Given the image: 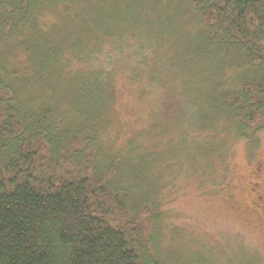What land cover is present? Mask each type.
<instances>
[{
	"label": "trees",
	"instance_id": "16d2710c",
	"mask_svg": "<svg viewBox=\"0 0 264 264\" xmlns=\"http://www.w3.org/2000/svg\"><path fill=\"white\" fill-rule=\"evenodd\" d=\"M46 17L51 26L61 18L80 19L86 28L78 43L68 28L64 46H55L37 23ZM155 23L157 36L142 42L136 29ZM164 48L188 99L180 121L197 132L207 151V161L189 174L215 176L218 167L221 178L214 181L225 183L234 135L247 141L264 126V0H0V264H159L143 254L148 226L155 229L158 215L149 202L163 167L169 170L165 160L183 166L161 141L166 133L150 127L155 140L128 143L126 166L130 161L127 168L140 181L149 173L147 190L133 183L116 187L108 175H119L123 166L98 173L97 152L88 143L94 122H104L115 106L117 79H138L149 90L166 85L147 61ZM235 49L246 51L255 73L232 88L226 52L235 56ZM103 50L105 63L98 62ZM108 57L114 64L105 65ZM115 68L126 77L116 78ZM35 85L58 101L42 103L36 120L37 113L28 114L42 101ZM56 103L84 120L62 139L65 130L50 121ZM28 120L34 123L26 128ZM63 143L66 158L78 152L80 165L52 161L51 145L60 149ZM131 188L145 193L142 202L131 200ZM234 252L231 264H256L238 248ZM166 258L163 264H175Z\"/></svg>",
	"mask_w": 264,
	"mask_h": 264
},
{
	"label": "rangeland",
	"instance_id": "374dc122",
	"mask_svg": "<svg viewBox=\"0 0 264 264\" xmlns=\"http://www.w3.org/2000/svg\"><path fill=\"white\" fill-rule=\"evenodd\" d=\"M94 18L91 20L95 25L98 21L95 23ZM49 22H54L51 17H46L45 21L37 23L44 31L47 30L48 38L59 47L64 46L62 37L67 34L68 28L74 32L72 38L76 40V43L86 28L83 20L80 19L70 21L61 18L52 26ZM156 30L155 23L152 28H140L136 29V32L141 36V41L146 42L157 36ZM67 39L66 36L65 40ZM243 52L246 51L240 52L235 49V56H232L231 52H226L227 62L230 63L228 73L235 75L234 81L230 82L232 78H229L232 88L239 86V78L255 73L246 61V55ZM103 54H106L104 50L98 62H104ZM171 57L172 55L164 48V50H158V53L147 60L151 65L158 67L159 78L166 82L162 90L157 87L149 90V87L143 85L140 80L134 81L130 77L127 80L125 78L116 80L114 85L115 106L113 110L105 112L104 122L100 124L94 122V138L89 136L88 148L90 150L94 148L97 152L96 170L101 173L107 169L116 170L118 166H123L124 170L121 169L119 173L121 176L111 173L108 175L109 180L115 181L114 184L118 188H123L124 184L133 183L147 190L150 187L148 184L152 181L149 173L145 171L140 181L134 171L132 173L131 168H127L130 161H127L126 166L128 143L132 138L145 145L155 140L154 131L150 127H154L156 132L163 131L166 134L161 136L163 137L161 141L169 145L170 151L176 155L175 160L183 166L177 169V166L173 164L174 161L165 160L169 170L165 171L163 167L161 180L156 183L157 192L153 193L151 202H149L158 211V215L152 219V221L156 220L155 229L152 224L148 226L149 247L143 248L144 257L150 256L154 262L158 261L159 264H163L162 259L166 255V260L174 261L175 264H231L230 258L238 248L239 252H245L248 256L254 257L256 264H264V220L253 211L249 204L250 186L248 185V181L252 180L250 172L259 163L264 176V126H261L255 134L251 133L247 141L234 135L235 146L231 150L229 169L224 172L225 183L221 182L216 185L214 181V177L218 180L221 178L222 172L217 170L218 167L213 171L216 172L215 176L206 177L202 174L197 178L198 173L196 175L193 173L191 176L189 173L196 165L198 167L207 161L205 160L207 151L202 141L196 137L197 132L193 130L191 132L189 124L186 121H180L187 112L188 99L179 70L169 67ZM108 58L110 61L107 59L105 65L114 64L115 58ZM19 59L21 60V57ZM75 61L80 63L81 60ZM75 61L71 63L72 67L78 66ZM263 63L261 64L264 65ZM127 64L128 62H125L126 66ZM115 69L116 78L126 77L120 75L117 68ZM128 80L134 82L131 83ZM13 83L21 84L22 81L15 79ZM15 86L18 87V85ZM35 86L33 93L41 94L42 101H35L34 103L38 105L28 114L37 113L36 120L44 108L42 103L49 102V100L54 102L55 99L42 95L43 89L38 85ZM18 89L19 92L21 88ZM26 89L31 90V87ZM126 90L130 93H126ZM11 94L17 95V93ZM12 95H4V97L12 99L14 98ZM33 97L36 98V95ZM52 106L55 108H53V118L50 121L55 122L58 127L60 125V130L61 127L65 130L60 133L61 139L69 131L78 130L77 127L83 124L82 118L74 119L66 108L58 107L57 103ZM27 123L26 128L30 127L34 121L28 120ZM140 129H149V135L139 136ZM50 148L52 150L51 159L55 163L80 165L78 152L66 158L68 151L64 143L60 149H54L52 145ZM154 171L158 176L157 170ZM131 190V200L137 203L142 202L141 197L145 193L143 191L138 193L133 188ZM242 264H246L245 260Z\"/></svg>",
	"mask_w": 264,
	"mask_h": 264
},
{
	"label": "flooded vegetation",
	"instance_id": "af4514ba",
	"mask_svg": "<svg viewBox=\"0 0 264 264\" xmlns=\"http://www.w3.org/2000/svg\"><path fill=\"white\" fill-rule=\"evenodd\" d=\"M259 164L255 168H252L250 172L252 180L248 181V185L250 186L249 204L253 211L257 212L264 220V176L261 173Z\"/></svg>",
	"mask_w": 264,
	"mask_h": 264
}]
</instances>
